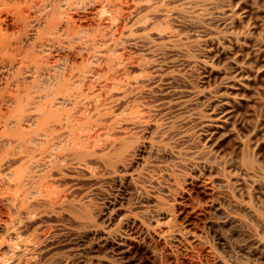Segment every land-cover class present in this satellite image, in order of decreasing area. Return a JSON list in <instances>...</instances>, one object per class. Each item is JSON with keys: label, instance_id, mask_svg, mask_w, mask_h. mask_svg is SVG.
Listing matches in <instances>:
<instances>
[{"label": "rangeland", "instance_id": "obj_1", "mask_svg": "<svg viewBox=\"0 0 264 264\" xmlns=\"http://www.w3.org/2000/svg\"><path fill=\"white\" fill-rule=\"evenodd\" d=\"M57 1L81 22L80 30L71 25L67 35L44 41L67 56L49 70L63 71L73 83L55 96L59 103L69 95L58 106L61 113L99 125L102 142L117 140L142 152L121 170L107 162L109 153L62 158L39 170L49 193L15 207L1 189L0 261L124 264L92 252L98 239L75 215L80 210L95 218L110 206L117 217L109 233L119 234L140 264H264V0H239L247 11L235 55L246 73L233 90L227 123L214 135L201 120L224 83L225 67L205 78L200 60L215 51L207 4L219 0H195V9L189 0H35L32 7ZM27 49L20 54L26 66L0 85L2 99L15 94L10 109L30 110L47 103L46 95L53 100L56 80L41 78ZM39 57L45 60V52Z\"/></svg>", "mask_w": 264, "mask_h": 264}, {"label": "bare ground", "instance_id": "obj_2", "mask_svg": "<svg viewBox=\"0 0 264 264\" xmlns=\"http://www.w3.org/2000/svg\"><path fill=\"white\" fill-rule=\"evenodd\" d=\"M34 1L0 0V57H2L0 58V85L5 84L2 81L6 79V76H10L12 72H18L20 66L24 65L25 60L20 57L24 47H28L26 53L30 64L34 65L32 66L34 70L43 74L41 78L47 84L56 80V87L53 89L54 101L46 95L43 101L50 104L38 101L37 105L30 110H23L20 104L18 110L10 109L16 100L14 93L8 92L4 99L0 96V190L8 191L9 195L6 198L13 207L29 200L34 201L40 193H49V186L41 181L42 176L39 170L43 171L51 164L59 163L62 158L84 160L86 157L92 158L95 154L109 153L111 158L107 162H112L110 163L112 169L118 163L121 170L125 165L126 167L133 165L136 154L142 152L138 146L126 148L117 140L102 142L100 138H97V133L101 131L99 125L78 124L69 115L61 113L58 106H61L60 102H64L69 95L61 96L62 101L59 103L55 101V96L61 90H71L73 83L63 71L56 74L49 70L53 68L54 71V67H58L57 62L60 58L67 56L63 53L64 49L59 48L60 46L55 49V46L44 41H54L56 38H61L64 33L67 35L68 32L65 30L71 25L80 30L81 22L78 19L75 22L74 17L68 15L63 8L64 4H60L63 1H57L58 5L41 4L37 9L32 7ZM189 2L195 9V0H189ZM207 6L213 16L210 20L215 21L214 28L207 32L212 41L211 44L215 46V51L206 59L200 60V67L206 75L205 78L214 67H225L224 83L208 102L207 113L201 120L210 135H214L227 123L235 105L233 90L246 73L245 63H239L237 54L235 55V47L240 39L238 29L247 10L239 0H219ZM33 10L37 12L36 19L31 21L29 30H26L25 22L31 17ZM44 52L45 60H42L39 55ZM30 69L32 68L28 66L26 73L31 74ZM22 84L17 80L14 87L19 86V90ZM38 100L42 99L38 97ZM2 107L5 108L2 109ZM8 113H15L14 117L7 118ZM60 149L63 152L67 151L63 157L59 152ZM31 189L33 190L30 191ZM116 210L114 207H104L95 218H91L80 210H77L75 215L81 227L89 230L87 234L98 239L92 252L117 256L118 260H122L124 264H140L134 259L135 255L130 245L126 246L119 234H117L119 237H116L109 233L117 217ZM92 220H95L96 226L97 222L101 221L105 229L94 227L95 223ZM0 264L5 263L0 261Z\"/></svg>", "mask_w": 264, "mask_h": 264}]
</instances>
